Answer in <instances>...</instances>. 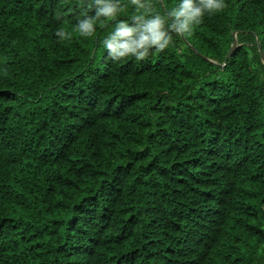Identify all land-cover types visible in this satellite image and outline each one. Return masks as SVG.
Listing matches in <instances>:
<instances>
[{
	"label": "trees",
	"instance_id": "obj_1",
	"mask_svg": "<svg viewBox=\"0 0 264 264\" xmlns=\"http://www.w3.org/2000/svg\"><path fill=\"white\" fill-rule=\"evenodd\" d=\"M178 4L0 0V264H264V0L110 55Z\"/></svg>",
	"mask_w": 264,
	"mask_h": 264
},
{
	"label": "clouds",
	"instance_id": "obj_2",
	"mask_svg": "<svg viewBox=\"0 0 264 264\" xmlns=\"http://www.w3.org/2000/svg\"><path fill=\"white\" fill-rule=\"evenodd\" d=\"M132 2L136 4V0ZM223 8L224 0H179L178 6L168 13L172 20L167 29L165 19L161 16L143 17L146 23L143 30L134 38L135 29L128 28L126 23L120 22L111 34V39L106 42V47L111 50L110 55L118 54V59L132 55L137 60H142L153 46L160 51L168 47L172 39L170 32L187 33L193 24L201 21L206 12L220 11ZM117 11L116 6L105 5L96 11V19L112 17ZM76 27L82 36L90 35L94 31V19H81ZM55 34L61 40L68 38V33L63 28L58 29Z\"/></svg>",
	"mask_w": 264,
	"mask_h": 264
},
{
	"label": "water",
	"instance_id": "obj_3",
	"mask_svg": "<svg viewBox=\"0 0 264 264\" xmlns=\"http://www.w3.org/2000/svg\"><path fill=\"white\" fill-rule=\"evenodd\" d=\"M257 44H258V49H259V53H260L261 62L264 65V53H263V51L261 49L260 43L257 42ZM236 48H237V42L235 41L232 44V46H231V48H230V50H229V52H228V54H227V56L225 58V63H227V61L229 60V58L231 57V55L233 54V52L236 50Z\"/></svg>",
	"mask_w": 264,
	"mask_h": 264
}]
</instances>
